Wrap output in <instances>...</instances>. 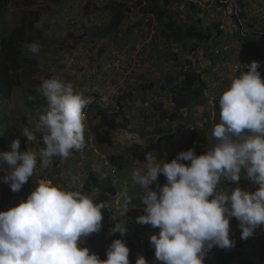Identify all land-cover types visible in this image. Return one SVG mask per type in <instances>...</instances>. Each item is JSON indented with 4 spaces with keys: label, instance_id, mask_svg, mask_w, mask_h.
<instances>
[{
    "label": "rangeland",
    "instance_id": "1",
    "mask_svg": "<svg viewBox=\"0 0 264 264\" xmlns=\"http://www.w3.org/2000/svg\"><path fill=\"white\" fill-rule=\"evenodd\" d=\"M195 2L184 0L170 10L176 25L196 20L189 10ZM198 15L203 30L209 29L206 32L210 38L195 46L196 41L188 42L185 45L189 47L184 50L173 40L164 20L144 15L139 0H8L0 14V41L20 25L22 17L26 20V39L20 66L12 72V91L6 98L0 96V151H9L14 139L20 140V151L44 147L41 135L35 132V123L46 107L39 89L44 79L58 76L70 81L74 91L91 97L92 103L84 110V148L73 150L67 159L53 157L47 168L38 167L19 192L13 193L8 184L0 182V212L26 200L39 180L83 193L89 174L94 173L109 179L116 194L103 201L101 230L84 238L82 246L103 261L112 241L122 239L135 261L143 256L147 264H162L155 261L149 241L159 229L136 222L138 216L145 214L143 193L132 184L130 172L142 164L136 163L130 149L142 147L138 139L141 135L149 142L156 131H174L177 122L194 125L212 144L214 115L218 122L214 97L240 71L246 72L252 61L259 63L258 71L264 80V0H222L220 5L212 2L211 6L202 7ZM253 34L256 45L250 48ZM34 41L42 45L36 55L27 49ZM187 71L196 76L201 92L191 108L177 111L169 104L168 91L176 79L181 82ZM98 108L115 117L118 130L114 131L111 145L98 146L94 141ZM172 114L177 115V122L170 120ZM25 128L34 132L36 141L25 140ZM109 158L123 168L112 166ZM158 184H166L163 174H158ZM234 186L253 189L243 178L239 185L224 181L220 188L230 191ZM150 188L155 190L154 186ZM125 198H131L126 216L120 214ZM116 225L125 226L122 237L113 231ZM229 225V239L235 241L233 251L220 252L222 248L213 247L205 254L203 264H249L255 260L243 254L239 246L246 243L253 250L264 229L258 228L252 237L242 240L234 217ZM260 264H264V259Z\"/></svg>",
    "mask_w": 264,
    "mask_h": 264
},
{
    "label": "clouds",
    "instance_id": "2",
    "mask_svg": "<svg viewBox=\"0 0 264 264\" xmlns=\"http://www.w3.org/2000/svg\"><path fill=\"white\" fill-rule=\"evenodd\" d=\"M41 47L38 41L27 45L34 55ZM259 67L252 61L246 72L240 71L214 97L218 122L214 115L213 143L205 154L196 156L190 148L166 163L147 151L142 162L136 161L142 167L131 170L132 184L143 193L145 213L136 222L159 229L149 237L156 262L203 264L213 247H234L235 241L229 239L233 217L242 240L264 229V80ZM39 89L46 107L35 132L44 147L20 151V140L14 139L9 151H0V173H4L0 182L13 193L21 190L38 167L47 168L53 157L67 159L73 150L85 146L84 110L92 98L75 92L72 82L58 76L44 79ZM22 136L27 142L36 141L28 128ZM158 174L166 178L163 186L158 184ZM242 178L253 185L252 190L239 186L221 190L222 181L239 185ZM130 201L124 199L121 215L130 211ZM103 208L95 195L39 180L26 200L0 212V264H129V249L122 239L112 241L103 261L82 246L84 238L101 230ZM113 231L122 237L126 228L116 225ZM135 264L147 261L138 256Z\"/></svg>",
    "mask_w": 264,
    "mask_h": 264
},
{
    "label": "trees",
    "instance_id": "3",
    "mask_svg": "<svg viewBox=\"0 0 264 264\" xmlns=\"http://www.w3.org/2000/svg\"><path fill=\"white\" fill-rule=\"evenodd\" d=\"M6 1L7 0H0V14L6 7ZM50 1L57 2L60 0ZM182 1L184 0H141L139 5L141 6V11H143L144 15H151L164 20L165 25L171 30L170 35L173 40L180 44L184 50H187L189 45L185 44L188 42L196 41L197 43H193L195 46L201 42L209 40L210 38L209 33L206 32V30L209 29L203 30V27L201 26L203 25V22L198 15L202 7L211 6L212 2L220 5L222 4V0H208L206 3H203L202 0H196L195 3L190 4L189 9L192 17L196 20L190 21L187 25H176L169 12L175 5H180ZM117 6L120 8L122 7L120 3H117ZM34 16L36 18L37 13H34ZM29 24L30 23H28V25ZM25 31L26 20L25 17H22L20 25L13 28L10 31V34L0 41V96L2 98H6V96L12 91V72L20 66V53L22 51V44L25 43L26 39ZM262 31L264 33V29ZM218 33L220 32L217 28V34ZM249 42L252 45L250 48L256 45L254 42V34L253 37L249 39ZM195 79L196 76L187 71L182 75L180 83L177 82V79L176 84L172 83V87L168 91L169 94H171L169 104L175 107L177 111L191 108L192 105H194V101L198 98L201 89L200 85H198V79ZM159 110H161V107ZM95 116L98 120L97 127L94 129L95 143L98 146L111 145L114 139V131L118 130L115 128V126H117L114 123L115 117L107 114L104 110L99 108L96 110ZM176 116L177 115L172 114L170 120L173 118L176 121ZM143 135L138 138L142 147L134 146L130 149L132 150L133 159L136 161H143L145 152L153 151L154 154L158 155L159 159L166 163H170L171 160L176 158L179 152L187 151L192 148L194 149V154L200 156L205 154L207 148L212 145L205 133L197 127L195 128L192 124L187 126V124L177 122L174 131H156L149 142L143 140ZM109 163L112 164V166H117L118 169L123 168V165L117 164L112 158H109ZM181 163H184L187 166L190 164V161H181ZM89 176L88 183L83 193L95 195V201L97 203L106 201L108 197H113L116 194V188L110 183L109 179L100 178L94 173H90ZM93 190H96L97 193L94 194ZM113 222L114 224L116 223V221ZM262 231L263 234L260 233L257 237V244L252 248L253 250L250 249L252 246L249 247L246 243H242L241 246H239L243 254L250 255L255 259L254 261L249 262V264H260L262 259H264V230ZM224 250L225 249H221L220 252ZM229 250L233 251L232 248ZM128 259L129 264H135V260L130 251Z\"/></svg>",
    "mask_w": 264,
    "mask_h": 264
},
{
    "label": "built area",
    "instance_id": "4",
    "mask_svg": "<svg viewBox=\"0 0 264 264\" xmlns=\"http://www.w3.org/2000/svg\"><path fill=\"white\" fill-rule=\"evenodd\" d=\"M208 0H202L203 3H206Z\"/></svg>",
    "mask_w": 264,
    "mask_h": 264
}]
</instances>
